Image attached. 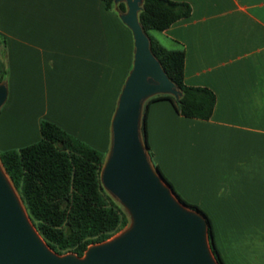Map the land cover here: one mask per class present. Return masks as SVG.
<instances>
[{"label":"crops","instance_id":"1","mask_svg":"<svg viewBox=\"0 0 264 264\" xmlns=\"http://www.w3.org/2000/svg\"><path fill=\"white\" fill-rule=\"evenodd\" d=\"M172 1L188 3L191 15L150 34L185 52L186 85L210 89L217 102L210 120L153 102L154 161L209 215L226 264H264V0ZM120 13L101 0H0V77L9 89L0 131L35 126L39 141L42 121L61 127L54 117L64 112L75 124L66 132L107 155L134 60ZM107 89H118L109 111Z\"/></svg>","mask_w":264,"mask_h":264},{"label":"water","instance_id":"2","mask_svg":"<svg viewBox=\"0 0 264 264\" xmlns=\"http://www.w3.org/2000/svg\"><path fill=\"white\" fill-rule=\"evenodd\" d=\"M120 13L132 31L134 60L111 122V146L101 172L105 190L127 212L130 224L113 238L88 247L82 257L59 255L32 223L0 160V264H219L208 236V222L187 208L154 168L142 137L145 103L159 95L177 101L182 93L170 80L140 23L143 0ZM9 89L0 83V110Z\"/></svg>","mask_w":264,"mask_h":264},{"label":"trees","instance_id":"3","mask_svg":"<svg viewBox=\"0 0 264 264\" xmlns=\"http://www.w3.org/2000/svg\"><path fill=\"white\" fill-rule=\"evenodd\" d=\"M109 11L126 12L124 3L101 0ZM140 23L151 39V48L170 80L180 89L179 101L171 95H159L145 103L142 137L156 171L162 176L177 199L187 208L201 213L208 222L212 252L219 264H226L217 247L209 215L189 203L154 161L147 119L150 105L169 100L183 117L210 120L217 98L208 88L185 83L186 55L183 50H168L150 32H163L176 22L188 18V3L172 0H143ZM4 80L0 77V83ZM0 160L17 189L27 213L39 234L59 255L74 253L82 257L89 246L105 242L130 224L125 209L105 190L101 172L106 154L67 133L57 124L43 120L41 139L18 150L0 151Z\"/></svg>","mask_w":264,"mask_h":264},{"label":"rangeland","instance_id":"4","mask_svg":"<svg viewBox=\"0 0 264 264\" xmlns=\"http://www.w3.org/2000/svg\"><path fill=\"white\" fill-rule=\"evenodd\" d=\"M117 90L118 89H107V109L108 111L111 107V104H112L111 102H114L115 100ZM1 111L2 110H0V113ZM67 115L68 114L64 112H58L56 113V116L54 118L61 119V121L64 122V125H61V127L63 126L62 128L65 131H72L73 129H75V126H74L75 124L73 123L72 120L67 119ZM0 120H1V117H0ZM66 124H67L68 129L65 127ZM3 137H5V139L7 140L9 138L10 143L8 142L6 144H7V148L9 147L10 149H7V150H18L21 148V146H26V144H31L37 141V133H36L35 126L32 127V129L28 131H0V142ZM7 150L4 149V147L3 148L1 147L0 151L4 152ZM99 151L103 152V150H99ZM107 155H106V158H107Z\"/></svg>","mask_w":264,"mask_h":264}]
</instances>
